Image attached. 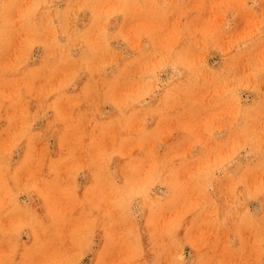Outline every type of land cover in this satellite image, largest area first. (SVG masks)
Wrapping results in <instances>:
<instances>
[{
  "label": "rangeland",
  "instance_id": "1",
  "mask_svg": "<svg viewBox=\"0 0 264 264\" xmlns=\"http://www.w3.org/2000/svg\"><path fill=\"white\" fill-rule=\"evenodd\" d=\"M0 264H264V0H0Z\"/></svg>",
  "mask_w": 264,
  "mask_h": 264
}]
</instances>
